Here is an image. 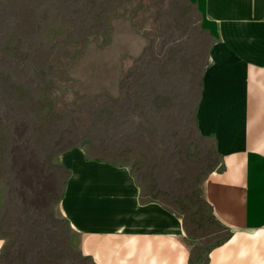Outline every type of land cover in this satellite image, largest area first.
Masks as SVG:
<instances>
[{"label":"rangeland","instance_id":"obj_1","mask_svg":"<svg viewBox=\"0 0 264 264\" xmlns=\"http://www.w3.org/2000/svg\"><path fill=\"white\" fill-rule=\"evenodd\" d=\"M212 41L194 0H0V264H95L59 204L77 146L126 166L194 252L223 236L195 121Z\"/></svg>","mask_w":264,"mask_h":264},{"label":"crops","instance_id":"obj_2","mask_svg":"<svg viewBox=\"0 0 264 264\" xmlns=\"http://www.w3.org/2000/svg\"><path fill=\"white\" fill-rule=\"evenodd\" d=\"M203 196L223 236L191 250L173 211L67 172L60 209L95 264H264V0H223Z\"/></svg>","mask_w":264,"mask_h":264},{"label":"bare ground","instance_id":"obj_3","mask_svg":"<svg viewBox=\"0 0 264 264\" xmlns=\"http://www.w3.org/2000/svg\"><path fill=\"white\" fill-rule=\"evenodd\" d=\"M198 3L213 41L209 45L202 72L199 101L196 106V128L207 136L213 79L219 39L223 0H194ZM59 163L68 173L168 209L161 203L143 199L129 169L108 160L87 158L82 147H71L59 154ZM2 240L0 238V247Z\"/></svg>","mask_w":264,"mask_h":264},{"label":"trees","instance_id":"obj_4","mask_svg":"<svg viewBox=\"0 0 264 264\" xmlns=\"http://www.w3.org/2000/svg\"><path fill=\"white\" fill-rule=\"evenodd\" d=\"M218 163H219V162H218ZM218 163H217V165H218ZM217 165H216V166H217Z\"/></svg>","mask_w":264,"mask_h":264}]
</instances>
